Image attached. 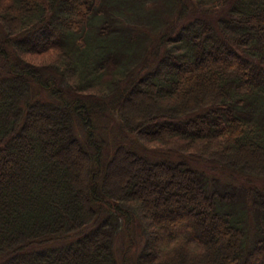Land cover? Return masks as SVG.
<instances>
[{"label": "trees", "instance_id": "1", "mask_svg": "<svg viewBox=\"0 0 264 264\" xmlns=\"http://www.w3.org/2000/svg\"><path fill=\"white\" fill-rule=\"evenodd\" d=\"M0 264H264V0H0Z\"/></svg>", "mask_w": 264, "mask_h": 264}, {"label": "rangeland", "instance_id": "2", "mask_svg": "<svg viewBox=\"0 0 264 264\" xmlns=\"http://www.w3.org/2000/svg\"><path fill=\"white\" fill-rule=\"evenodd\" d=\"M119 241H121V240L119 239Z\"/></svg>", "mask_w": 264, "mask_h": 264}]
</instances>
